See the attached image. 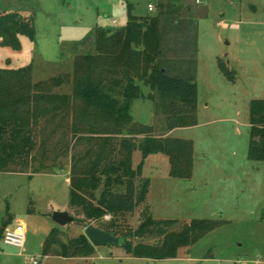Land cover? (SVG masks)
<instances>
[{"label":"rangeland","instance_id":"rangeland-1","mask_svg":"<svg viewBox=\"0 0 264 264\" xmlns=\"http://www.w3.org/2000/svg\"><path fill=\"white\" fill-rule=\"evenodd\" d=\"M169 5L178 6L180 15L197 26L199 125L166 131L165 119L155 108L156 96L153 101H133L130 113L134 122L152 126L154 136L192 141L191 177L171 178L168 158L150 155L136 181L137 188L149 181L146 202L116 219L115 227L110 226L114 220L109 216L59 227L51 219L54 211L66 210L83 219L69 208V158L49 162L45 173L32 180L29 174L0 173V227L9 218L11 226L21 222L26 229L23 250L0 242V264H33L31 257L38 264H235L238 260L264 264V162L247 159L248 105L251 100L264 99V0H0L1 13L32 17L35 28L33 40L19 37V50L0 47V68L32 65L33 83L68 77L52 91L70 93L74 59L94 53L96 30L123 28L129 10L134 16L145 17ZM217 58L235 72V82L222 76ZM140 87L144 95L149 94L148 87ZM113 94L122 99L117 91ZM53 155L49 153L48 158ZM141 160L140 152L135 151L133 168ZM115 191L123 192V188ZM147 209L155 220L176 221L167 231H178L193 219L223 223L193 245L179 248L176 258L164 261L129 257L118 245L97 247L90 258L69 262L45 258L42 253L53 227L61 231L65 242L84 235L88 226L110 233L135 230ZM158 240L149 234L133 243L154 244Z\"/></svg>","mask_w":264,"mask_h":264},{"label":"trees","instance_id":"trees-1","mask_svg":"<svg viewBox=\"0 0 264 264\" xmlns=\"http://www.w3.org/2000/svg\"><path fill=\"white\" fill-rule=\"evenodd\" d=\"M196 27L180 15L178 6H165L145 17L129 10L123 28L96 30L94 53L74 59L70 93L52 91L68 77L33 83L32 65L0 68V173L32 176L47 170L57 158H69V208L83 215L75 223L109 216L114 220L111 227L146 202L149 181L138 188L136 181L148 156H166L169 176L189 179L192 141L154 136L153 127L134 122L130 110L133 101H153L156 96L155 108L165 119L166 131L198 124ZM20 36L34 39L33 18L0 12V47L19 50ZM217 67L226 80L235 82V72L220 58ZM141 84L149 88V94H143ZM116 91L122 99L114 96ZM248 108L247 159L264 162V99L251 100ZM135 151L142 160L133 168ZM51 152L53 158H48ZM175 222L155 220L147 209L135 230L112 234L119 235L118 246L129 257L164 261L176 258L179 248L193 245L223 223L193 219L178 231H167ZM8 224L9 219L2 222L0 235ZM60 232L50 230L42 245L44 256L86 258L95 253L85 235L65 242ZM149 234L159 240L133 243Z\"/></svg>","mask_w":264,"mask_h":264},{"label":"water","instance_id":"water-1","mask_svg":"<svg viewBox=\"0 0 264 264\" xmlns=\"http://www.w3.org/2000/svg\"><path fill=\"white\" fill-rule=\"evenodd\" d=\"M252 10H254L253 7ZM51 219L59 227H65L75 222V218L66 211H54L52 213ZM84 235L95 248L106 247L110 245L117 246L120 243L119 237L115 236L112 233L102 231L93 226L86 227ZM69 257H72V254H70Z\"/></svg>","mask_w":264,"mask_h":264},{"label":"built area","instance_id":"built-area-1","mask_svg":"<svg viewBox=\"0 0 264 264\" xmlns=\"http://www.w3.org/2000/svg\"><path fill=\"white\" fill-rule=\"evenodd\" d=\"M148 10L153 11V6L148 5ZM25 240V226L23 223H18L15 226H6L1 234V242L4 245L20 250L24 249ZM30 260L33 264H38V260L35 257H31ZM235 264H243V262L238 260Z\"/></svg>","mask_w":264,"mask_h":264},{"label":"crops","instance_id":"crops-1","mask_svg":"<svg viewBox=\"0 0 264 264\" xmlns=\"http://www.w3.org/2000/svg\"><path fill=\"white\" fill-rule=\"evenodd\" d=\"M197 113H198V105H197ZM199 125V122H198V124L196 125V126H198ZM196 126H194V127H196ZM249 131H250V129H249ZM166 136H167V134H166ZM145 161V160H144ZM42 173H45V172H42ZM42 173H38V174H35V175H33V176H31L29 179L30 180H32L34 177H36V176H38V175H41ZM47 173V172H46ZM50 174H52L53 175V173H50ZM69 181V180H68ZM69 183V182H68ZM68 186H69V184H67ZM149 188V187H148ZM66 211V210H65ZM9 219V218H8ZM17 223H21V222H17ZM7 226H11L10 225V220H9V224L7 225ZM1 228V227H0ZM53 228H57V227H53ZM52 228V229H53ZM50 232V231H49ZM25 234H26V229H25ZM26 241V240H25ZM0 242H1V235H0ZM2 243V242H1ZM3 244V243H2ZM4 245V244H3ZM5 246H7V245H5ZM9 247H11V246H9ZM12 248H14V247H12ZM17 249V248H16ZM98 248H95V252H96V250H97ZM45 258L46 257H50V256H44ZM52 257H57V258H59V259H61V260H64V261H67V262H69L68 260H74V258H80V257H61V256H52ZM91 257V256H90ZM90 257H86V258H90Z\"/></svg>","mask_w":264,"mask_h":264}]
</instances>
